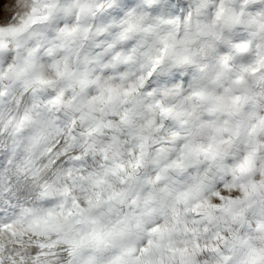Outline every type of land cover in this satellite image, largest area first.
I'll list each match as a JSON object with an SVG mask.
<instances>
[{"label":"clouds","instance_id":"obj_1","mask_svg":"<svg viewBox=\"0 0 264 264\" xmlns=\"http://www.w3.org/2000/svg\"><path fill=\"white\" fill-rule=\"evenodd\" d=\"M253 250L264 0H0V264Z\"/></svg>","mask_w":264,"mask_h":264},{"label":"snow or ice","instance_id":"obj_2","mask_svg":"<svg viewBox=\"0 0 264 264\" xmlns=\"http://www.w3.org/2000/svg\"><path fill=\"white\" fill-rule=\"evenodd\" d=\"M246 264H264V251L253 250Z\"/></svg>","mask_w":264,"mask_h":264}]
</instances>
